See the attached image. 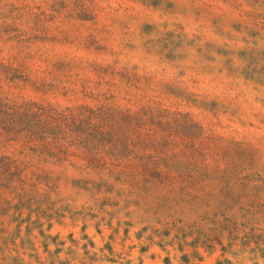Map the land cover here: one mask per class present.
<instances>
[{
  "label": "rangeland",
  "instance_id": "374dc122",
  "mask_svg": "<svg viewBox=\"0 0 264 264\" xmlns=\"http://www.w3.org/2000/svg\"><path fill=\"white\" fill-rule=\"evenodd\" d=\"M0 264H264V0H0Z\"/></svg>",
  "mask_w": 264,
  "mask_h": 264
}]
</instances>
